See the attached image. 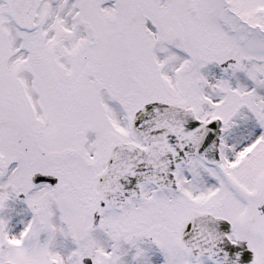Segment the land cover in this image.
<instances>
[{"label": "snow or ice", "instance_id": "snow-or-ice-1", "mask_svg": "<svg viewBox=\"0 0 264 264\" xmlns=\"http://www.w3.org/2000/svg\"><path fill=\"white\" fill-rule=\"evenodd\" d=\"M0 264H264V0H0Z\"/></svg>", "mask_w": 264, "mask_h": 264}]
</instances>
